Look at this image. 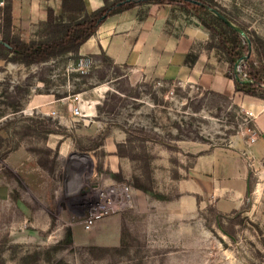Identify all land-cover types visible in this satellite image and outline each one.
<instances>
[{
  "label": "rangeland",
  "instance_id": "1",
  "mask_svg": "<svg viewBox=\"0 0 264 264\" xmlns=\"http://www.w3.org/2000/svg\"><path fill=\"white\" fill-rule=\"evenodd\" d=\"M203 2L248 40L238 63L264 75V0ZM207 7L166 3L168 29L202 30L193 52L203 54L208 70L233 78L237 64L203 22L226 26ZM87 56V68L78 53L33 66L0 60V264H264V152L255 158L259 131L251 108L264 100L145 78L101 54ZM74 95L88 101L79 117L64 106V121L46 107L34 109ZM108 137L133 164L129 179L86 157L94 149L101 157ZM61 141L72 145L66 158L59 156ZM220 148L251 157L249 192L237 197L238 206L223 211L206 193L196 206L184 199L185 211L170 204L180 199L176 181L188 177L192 152ZM112 183L131 187L132 205L86 230L98 191Z\"/></svg>",
  "mask_w": 264,
  "mask_h": 264
},
{
  "label": "crops",
  "instance_id": "2",
  "mask_svg": "<svg viewBox=\"0 0 264 264\" xmlns=\"http://www.w3.org/2000/svg\"><path fill=\"white\" fill-rule=\"evenodd\" d=\"M6 0H0L2 5ZM88 12H92L104 5V0H84ZM13 5V29L26 41L35 40L38 30L48 19V10L52 8L57 16L62 13V0H12ZM170 12L165 4L150 3L138 5L135 8L109 16L96 33L92 35L80 48V56L105 54L110 57L114 64L126 66L145 78L162 81L198 82L204 88L220 93L235 91L234 79L228 77L227 72L218 69L208 70L203 54L193 66L185 63L189 52L194 51V35L203 33L199 28H186L184 33H177L168 29ZM81 96L82 112H84L85 97ZM50 100L42 106H34V109L46 107L45 113L56 111L61 121L63 115L61 109L68 108L67 100ZM88 101H85L87 103ZM91 108V107H90ZM255 113L256 126L259 137L253 147L255 158H260L264 152V103L256 107L251 105ZM95 112L87 117H93ZM89 119H85V122ZM108 137L103 147L104 154L101 157L94 155L97 149L87 154L88 160L94 163L98 158L103 161V169L110 168L112 171L122 169L126 178L129 179L133 172V164L126 158L118 156L117 146L114 139ZM261 142V144H260ZM258 144H260L258 146ZM70 143H59V156L66 158L72 150ZM255 147H257L255 149ZM100 149V148H99ZM194 161L189 167L188 177L176 181L180 196L178 200L170 201L175 206L179 203L181 208L183 200L189 199L195 206L197 196L206 193L212 196L218 208L226 211L234 209L240 203L237 198L249 192L250 181V158L246 153L228 148L215 150L201 149L192 152ZM135 197L140 202H145L138 189H134ZM227 198H219L220 195ZM178 201V202H177ZM158 205L159 204H154ZM159 209V208H158Z\"/></svg>",
  "mask_w": 264,
  "mask_h": 264
},
{
  "label": "trees",
  "instance_id": "3",
  "mask_svg": "<svg viewBox=\"0 0 264 264\" xmlns=\"http://www.w3.org/2000/svg\"><path fill=\"white\" fill-rule=\"evenodd\" d=\"M203 0H104V5L92 12H88L84 0H62V13L57 16L52 8L48 10V19L42 22L38 38L26 41L13 31L12 0H6L0 5V60L33 66L49 63L56 58L69 53L77 54L81 46L96 33L99 26L114 14L135 8L138 5L158 3L175 4L182 2L186 6H196ZM204 3V2H203ZM217 19L226 28H215L203 24L217 32L222 47L228 54V61L236 65L244 58L241 50H249L248 40H242L241 30H238L227 18ZM245 44L242 46V42ZM105 61L114 64L105 52L101 53ZM199 56L191 51L187 54L185 63L193 66ZM251 81L242 80L238 74L233 75L235 91L246 96L264 100V75L262 71L252 70ZM174 140H180L179 138ZM162 146L173 149L171 142L160 141ZM120 156L125 154L119 153Z\"/></svg>",
  "mask_w": 264,
  "mask_h": 264
},
{
  "label": "built area",
  "instance_id": "4",
  "mask_svg": "<svg viewBox=\"0 0 264 264\" xmlns=\"http://www.w3.org/2000/svg\"><path fill=\"white\" fill-rule=\"evenodd\" d=\"M91 62L90 56H83L79 63L82 68H87L91 65ZM236 72L242 80H252L245 63H237ZM81 101L80 95H74L67 100L68 108L75 117L83 114ZM47 114L57 115L56 111ZM255 140V138H252V141ZM98 193V201L90 206L89 213L84 221V228L88 231L92 230L106 216L116 214L132 205V189L128 185L112 183L106 188L99 190Z\"/></svg>",
  "mask_w": 264,
  "mask_h": 264
},
{
  "label": "water",
  "instance_id": "5",
  "mask_svg": "<svg viewBox=\"0 0 264 264\" xmlns=\"http://www.w3.org/2000/svg\"><path fill=\"white\" fill-rule=\"evenodd\" d=\"M213 10V9H212ZM220 18H222L225 22H228L227 18L225 16H223L222 14H220L219 12H217L216 10H213Z\"/></svg>",
  "mask_w": 264,
  "mask_h": 264
},
{
  "label": "flooded vegetation",
  "instance_id": "6",
  "mask_svg": "<svg viewBox=\"0 0 264 264\" xmlns=\"http://www.w3.org/2000/svg\"><path fill=\"white\" fill-rule=\"evenodd\" d=\"M197 2L200 4L201 7H207L205 3L200 2V1H197ZM207 8L210 9L212 12H214V11L212 10L211 7H207ZM214 13H215V12H214ZM215 14H216V13H215Z\"/></svg>",
  "mask_w": 264,
  "mask_h": 264
}]
</instances>
